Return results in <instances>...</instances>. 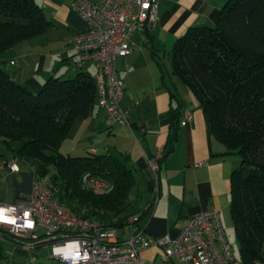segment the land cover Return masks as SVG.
<instances>
[{
  "label": "trees",
  "instance_id": "16d2710c",
  "mask_svg": "<svg viewBox=\"0 0 264 264\" xmlns=\"http://www.w3.org/2000/svg\"><path fill=\"white\" fill-rule=\"evenodd\" d=\"M51 26L36 0H0V54ZM153 55L165 73L155 49ZM171 63L224 147L222 154L236 161L230 214L240 264H264V0H226L213 25L188 28L176 39ZM3 66L0 61V139L15 158L24 164L34 161L35 176L47 179L53 198L82 218L115 227L136 212L142 218L145 211L131 202L136 181L125 153L71 156L58 151L74 121L87 117L98 102L94 76L78 71L70 78L51 77L33 92ZM170 96L176 105L168 111L162 158L173 149L182 113L177 92L170 90ZM86 173L110 189L83 187ZM30 240L36 248L47 241Z\"/></svg>",
  "mask_w": 264,
  "mask_h": 264
},
{
  "label": "crops",
  "instance_id": "0c3cea01",
  "mask_svg": "<svg viewBox=\"0 0 264 264\" xmlns=\"http://www.w3.org/2000/svg\"><path fill=\"white\" fill-rule=\"evenodd\" d=\"M156 1L155 21L144 24L132 34L128 55L115 58L116 72L124 88L121 106L129 124L110 123L97 102L90 114L77 118L70 129L71 132L76 125L85 124L91 140L95 138L92 134H97L102 153L122 152L129 157L136 181L130 198L137 211H145L139 225L150 241V245L140 252L144 264H155L162 253L157 241L165 235L176 237L187 218L199 211L216 209L223 230L232 226L230 176L237 165L232 156L222 154L224 147L210 133L192 93L172 71L168 73L164 67L165 73H162L153 55L155 49L163 62L161 57L172 49L176 39L188 28L213 25L226 0ZM36 2L52 26L44 34L1 53L4 69L16 82L33 92H38L51 77L70 78L78 71L89 72L87 65L95 72L92 60L79 63L72 46V35L88 28L86 21L70 8L72 0ZM170 90L177 92L182 113L173 149L159 163L156 183L148 168L147 157L159 150L164 152L170 125L168 111L176 105ZM184 111H190L192 118L182 124ZM99 144L90 145L86 141L84 145L80 143L69 150L94 148L98 153ZM13 173L10 171L4 178L8 181ZM12 179L8 183L13 184ZM32 179L31 173L26 179L27 185L21 188V194L26 196L31 190ZM156 187L158 197L154 202ZM17 198L20 197L16 196L14 200Z\"/></svg>",
  "mask_w": 264,
  "mask_h": 264
},
{
  "label": "built area",
  "instance_id": "2783aa9c",
  "mask_svg": "<svg viewBox=\"0 0 264 264\" xmlns=\"http://www.w3.org/2000/svg\"><path fill=\"white\" fill-rule=\"evenodd\" d=\"M70 8L88 24V28L75 32L71 41L79 63L92 60L99 107L110 123L129 124L121 106L123 82L115 67L117 56L131 51L132 34L144 24L156 19V0H72ZM192 118L184 111L182 124ZM94 152V148H90ZM162 151L147 157L153 179L159 180V161ZM0 169L19 171L17 163L0 164ZM31 190L13 202L0 201V210L12 222H0V231L19 249L35 248V241L47 240L43 249L52 259L62 264H144L140 252L150 245L143 228L137 225L140 212L128 216L121 227L105 225L80 217L75 211L53 198L46 178L36 177L34 171ZM82 186L97 192H107L109 184L89 173L82 176ZM158 187L152 201L158 197ZM45 228L38 235L37 229ZM127 234V236H125ZM30 238V239H29ZM13 239V240H12ZM19 240V241H18ZM18 242V243H14ZM157 243L162 248L155 264H240L225 237L216 209L199 211L189 216L179 234L168 235ZM87 254V259L84 258ZM32 257L30 261H34Z\"/></svg>",
  "mask_w": 264,
  "mask_h": 264
},
{
  "label": "rangeland",
  "instance_id": "374dc122",
  "mask_svg": "<svg viewBox=\"0 0 264 264\" xmlns=\"http://www.w3.org/2000/svg\"><path fill=\"white\" fill-rule=\"evenodd\" d=\"M135 33V32H134ZM133 33V34H134ZM78 59V56H77ZM164 67L166 68L168 73H171L172 63H171V50L167 52L164 57H161ZM9 67V66H8ZM92 76H95V72L90 65L86 66ZM166 75H168L166 73ZM69 76H61L59 79H65ZM87 127L85 124L79 126L76 125L68 137L64 139L63 144L59 147V152L63 155H71V156H79L87 153L85 149L78 151H70L69 149H73L77 144L84 145L86 141L89 142L90 145L99 144V139H97V134H92L95 137L93 140L90 138V134L86 132ZM82 135V138L80 136ZM99 136V135H98ZM74 146V147H73ZM17 147V146H15ZM101 144L98 145L99 152L102 153ZM88 151H91L88 149ZM19 166V171L12 174L11 178H13V184L8 183L11 178L5 179L4 176L9 173L7 169H0V201L4 203H10L17 196L24 197L25 194H21V188H24L27 185L26 179H29L31 176V171L36 167V163L34 161H30L28 164H24L22 161L17 160L14 154L7 148V146L0 139V164L14 162ZM28 176V177H27ZM232 224V223H231ZM45 228L39 227L36 231L38 235L45 233ZM225 236L228 239V242L232 248L233 255L237 260H239V246L234 233L233 224L229 228H224ZM127 236V234H125ZM11 237L6 233H0V264H28L32 257H35L36 262L40 264H62L47 255V252L41 247H35L34 249H29L28 251H23V249H19L15 246V244L11 242H7L5 240H9ZM13 240V239H12ZM19 241V240H18ZM18 243V242H14ZM240 261V260H239Z\"/></svg>",
  "mask_w": 264,
  "mask_h": 264
},
{
  "label": "clouds",
  "instance_id": "9594fccd",
  "mask_svg": "<svg viewBox=\"0 0 264 264\" xmlns=\"http://www.w3.org/2000/svg\"><path fill=\"white\" fill-rule=\"evenodd\" d=\"M0 212L3 213V210H0ZM13 221H14V220L7 219V218H6L5 220H2V221H0V222H12V223H14ZM84 258L87 259V254H85Z\"/></svg>",
  "mask_w": 264,
  "mask_h": 264
},
{
  "label": "snow or ice",
  "instance_id": "6c2138e0",
  "mask_svg": "<svg viewBox=\"0 0 264 264\" xmlns=\"http://www.w3.org/2000/svg\"><path fill=\"white\" fill-rule=\"evenodd\" d=\"M5 219H6V217L4 216V214L2 212H0V221L5 220Z\"/></svg>",
  "mask_w": 264,
  "mask_h": 264
}]
</instances>
